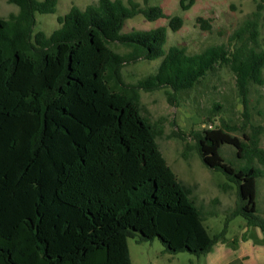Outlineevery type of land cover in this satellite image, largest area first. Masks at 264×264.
Returning <instances> with one entry per match:
<instances>
[{
  "label": "trees",
  "instance_id": "16d2710c",
  "mask_svg": "<svg viewBox=\"0 0 264 264\" xmlns=\"http://www.w3.org/2000/svg\"><path fill=\"white\" fill-rule=\"evenodd\" d=\"M58 1L7 0L18 12L0 16V264H133L129 239L137 236L158 238L169 253L200 256L219 242L236 244L226 236L236 217L264 234L258 198L264 148L249 97L252 84H264L260 10L228 43L191 54L183 46L166 48L168 29L178 31L183 16H169L150 0L73 4L51 33L35 31L36 14L55 13ZM195 1L180 0L181 10ZM138 14L169 22L124 32ZM160 58L156 72L125 82L126 64ZM217 67L234 74L241 127L252 131L234 135L238 127L222 118L192 132L202 162L226 176L220 187L237 188L224 228L211 233L160 149L161 132L143 114L140 91L165 89L173 104ZM223 107L214 102L206 121ZM226 144L245 163H229L221 152Z\"/></svg>",
  "mask_w": 264,
  "mask_h": 264
},
{
  "label": "rangeland",
  "instance_id": "374dc122",
  "mask_svg": "<svg viewBox=\"0 0 264 264\" xmlns=\"http://www.w3.org/2000/svg\"><path fill=\"white\" fill-rule=\"evenodd\" d=\"M97 1L59 0L55 13L36 14L35 31L42 30L51 33L59 26L58 17L66 14L73 4L84 9ZM124 1L128 2V0ZM135 1L142 3V0ZM261 1L196 0L195 4L186 11L181 10L180 0H150V4L160 5L169 16L174 14L183 16L184 24L178 31L168 29L166 48L171 45L183 46L186 47L188 53L193 54L210 45L228 43L233 33L246 20L252 19L258 10H260L257 17L260 43L264 47V7L258 8ZM17 12V5L8 3L7 0H0V16L7 18L10 14ZM198 18H202L208 24L199 21ZM168 22L169 18L150 21L143 14H138L126 20L123 31L150 30L159 26H167ZM112 46L118 52L123 53L127 50L119 43H113ZM160 62L161 58L139 59L126 64L123 68L125 82L134 84L148 74L156 72ZM140 93L142 112L159 128L161 133L157 141L169 165L179 180L191 189L198 206L202 207L206 218L205 223L210 232H220L236 205L237 188L233 184L226 190L220 187L222 183H227L226 176L220 171L208 168L202 162L194 148L196 139L192 132L216 127L220 125L222 118L238 127L233 132L234 135L243 138V131H252L250 127H245V129L241 127L243 104L237 95L234 74L226 68L217 67L194 89L184 91L173 104L167 99L165 89L151 92L141 90ZM249 97L251 121L261 130V145L264 148V84H252ZM214 102L223 103V110L218 112L212 121H206ZM221 152L225 159L235 166L245 163L236 155V150L231 145H223ZM258 165L264 171V165ZM258 198L264 214V175L259 179ZM245 232L257 242H259L256 239L258 232L264 239V234L260 229L248 228L241 217H236L228 223L226 236L231 242L242 238ZM229 246L234 249L236 245L231 243ZM129 247L133 264H205L206 256L209 254L197 256L187 251L169 254L158 238L153 241L140 242L138 236L129 239Z\"/></svg>",
  "mask_w": 264,
  "mask_h": 264
},
{
  "label": "crops",
  "instance_id": "0c3cea01",
  "mask_svg": "<svg viewBox=\"0 0 264 264\" xmlns=\"http://www.w3.org/2000/svg\"><path fill=\"white\" fill-rule=\"evenodd\" d=\"M246 234V233H245ZM255 241L249 234L240 238L235 248L228 243H217L208 256L205 264H264V239L257 233ZM174 254V253H169Z\"/></svg>",
  "mask_w": 264,
  "mask_h": 264
}]
</instances>
